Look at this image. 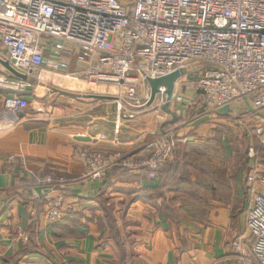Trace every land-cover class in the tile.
Instances as JSON below:
<instances>
[{
	"label": "built area",
	"instance_id": "built-area-1",
	"mask_svg": "<svg viewBox=\"0 0 264 264\" xmlns=\"http://www.w3.org/2000/svg\"><path fill=\"white\" fill-rule=\"evenodd\" d=\"M192 63L198 66L194 70ZM179 69L185 74L170 105L182 103L184 109L199 103L209 116L231 106L243 109L264 145V0H0V89L7 92L6 114L29 106L27 92L36 82L65 74L113 88L120 117L124 110L122 117L128 118L151 110L160 121L146 156L78 149L89 178L102 180L115 166L146 168L151 179L157 178L177 140L163 125L167 88L161 85L149 104L148 79ZM255 155L251 146L249 156ZM46 182L52 189L44 194V217L48 223L62 221L66 197L54 187L68 181L47 176ZM246 189L245 232L236 236L232 251L237 264H264V173L253 169Z\"/></svg>",
	"mask_w": 264,
	"mask_h": 264
},
{
	"label": "crops",
	"instance_id": "crops-1",
	"mask_svg": "<svg viewBox=\"0 0 264 264\" xmlns=\"http://www.w3.org/2000/svg\"><path fill=\"white\" fill-rule=\"evenodd\" d=\"M176 91L181 94L182 87ZM6 94L0 89V264H237L232 247L236 236L245 232L246 179L255 168L264 173V156L243 157L236 176L226 175L219 197L205 198L196 208L175 203V220L154 206L160 179H151L146 168L134 169L133 179L111 178L103 199L113 209L118 241L103 205L93 200L112 171L102 180L87 177L78 149L146 156L147 138L159 126L154 112L138 111L134 118L123 119L112 95L65 74L36 82L27 92L29 106L22 111L4 112ZM170 109L176 123L184 121L182 103ZM166 114L164 124L171 123L173 115ZM204 116L194 124L201 126L200 135L213 129V120ZM47 176L68 181L61 189L67 192L66 205L79 217L46 221L41 197L52 189ZM163 190L168 199L175 197L168 187ZM197 208L203 211L200 215L194 212ZM31 239L38 250L12 261Z\"/></svg>",
	"mask_w": 264,
	"mask_h": 264
},
{
	"label": "trees",
	"instance_id": "trees-1",
	"mask_svg": "<svg viewBox=\"0 0 264 264\" xmlns=\"http://www.w3.org/2000/svg\"><path fill=\"white\" fill-rule=\"evenodd\" d=\"M173 124H175L173 122ZM172 123L164 124L165 128L173 125ZM255 126H252L254 129ZM212 142L217 143L216 140ZM211 142H207L204 145H192L188 149L184 160L176 156L175 160L169 165H165L159 171H157V176L160 179L159 185L156 187L159 190L155 191L153 202L154 206L162 215H166L169 219L175 220L176 210L174 203L176 200H180L179 204L184 206H191L196 208L195 204L197 202L202 203L205 198L209 196L219 197L220 186H224L227 183L225 174L220 173L219 170L213 168V166L206 160V155L210 153L212 147ZM112 175L108 176L106 182L100 192H98L93 200L100 202L105 210V217L111 227L112 233L116 240L119 241V231L116 225V219L113 215V209L106 205V200L103 199V195L111 186V178H124L133 179L136 178L132 176V172H135L132 168H126L123 166H115L112 168ZM194 176L195 179L192 178ZM168 187L169 191L175 194L174 198L168 199L166 192L163 190ZM66 189L58 188L57 191L64 194L66 197ZM56 191V190H55ZM180 194L181 196H178ZM41 201L44 204V212L46 211L47 196L43 195ZM198 215L203 211L200 208L194 210ZM66 215L70 217H79L71 206L66 207ZM37 223V219H35ZM36 226V225H35ZM35 229V227H33ZM38 247L35 244V240L31 239L30 244L26 250L18 253L12 261H17L22 258L25 254L37 251Z\"/></svg>",
	"mask_w": 264,
	"mask_h": 264
},
{
	"label": "rangeland",
	"instance_id": "rangeland-1",
	"mask_svg": "<svg viewBox=\"0 0 264 264\" xmlns=\"http://www.w3.org/2000/svg\"><path fill=\"white\" fill-rule=\"evenodd\" d=\"M197 67V64L192 63L189 68L194 70ZM90 89L99 91L103 95H108L110 93L113 94L115 92V90L111 87L99 85H90ZM114 105H116V103H114ZM184 109L186 110L184 119L185 124L182 125L184 121H179L177 123L175 122V124L171 122L173 125L165 128L166 130H170L172 134H174L173 137L177 140L172 158L167 165L172 163L177 155H179L180 159L184 160L190 146L204 145L209 141L211 142L210 144H212L211 149L213 150H210L211 152L206 155V160L210 162L213 168H216L220 171V173L225 174V176H236L239 167L242 165L243 157L245 160L250 157L249 152L251 146L255 148L256 153L255 157L253 158H263L264 145L261 143V138L256 134V129H252V126H255L256 123L251 120L252 116H249L247 112L244 113L243 109L231 106L230 110L226 108L225 111L220 113H214L213 111L210 112L209 118L213 120V126L205 125L209 124L210 122H204L203 125L211 126L213 127V129L211 132L209 130V133L206 132L202 135H200L201 133H198L199 129H201V126L195 125L200 124V120L206 117L204 115L208 114H205L204 112L202 113V108H199V103H197L196 105L188 106ZM125 113L126 110H124V112L121 114V118L123 115H125ZM124 118L128 117H123V119ZM159 122L160 121L158 120L159 126L157 127L156 132L159 131L161 125V123ZM189 126L195 127H193V129H191L190 131H186ZM156 132H151L149 134L146 144L155 137ZM183 134L184 136H182ZM185 137L188 139L187 141H184ZM212 140H216L217 143L212 142ZM116 151L122 152L124 154L129 153L128 151L124 150H115L112 152ZM178 196L181 195L178 194ZM179 201L180 200H176L175 203H178Z\"/></svg>",
	"mask_w": 264,
	"mask_h": 264
},
{
	"label": "water",
	"instance_id": "water-1",
	"mask_svg": "<svg viewBox=\"0 0 264 264\" xmlns=\"http://www.w3.org/2000/svg\"><path fill=\"white\" fill-rule=\"evenodd\" d=\"M5 65L7 66V68L14 73L15 75L22 77L23 79H26L25 75H21L18 72H16L10 65L9 63H5ZM185 74V71L183 69H179L169 75L160 77V78H156V79H148L149 85L151 87V99L149 101V104H151L155 97L156 94L159 90V87L161 85L166 86L167 90H166V94H167V102L163 105V110L170 114L173 115V119L170 122H175L177 117L175 116V114L172 112V110L170 109V104L172 101V96L174 94L175 88H176V82L180 79V77H182ZM104 97V96H102ZM77 139L79 140H89L88 137H84V136H77Z\"/></svg>",
	"mask_w": 264,
	"mask_h": 264
}]
</instances>
